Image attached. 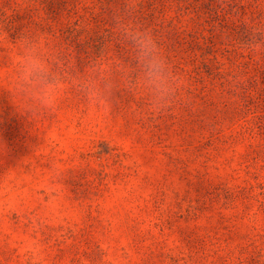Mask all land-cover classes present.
Wrapping results in <instances>:
<instances>
[{"label": "rangeland", "instance_id": "obj_1", "mask_svg": "<svg viewBox=\"0 0 264 264\" xmlns=\"http://www.w3.org/2000/svg\"><path fill=\"white\" fill-rule=\"evenodd\" d=\"M117 21L154 37L162 109ZM25 39L50 107L13 94ZM0 264H264V0H0Z\"/></svg>", "mask_w": 264, "mask_h": 264}, {"label": "clouds", "instance_id": "obj_2", "mask_svg": "<svg viewBox=\"0 0 264 264\" xmlns=\"http://www.w3.org/2000/svg\"><path fill=\"white\" fill-rule=\"evenodd\" d=\"M117 29L131 47L137 68L138 82L144 90L150 108L165 107L174 95L175 86L170 70L150 32L117 21ZM89 103L106 100L112 90L109 79L100 76V69L93 66L92 75L74 82ZM64 86L62 76L54 72L51 63L39 45L23 40L16 64L13 94L29 98L38 107H50L56 93Z\"/></svg>", "mask_w": 264, "mask_h": 264}]
</instances>
